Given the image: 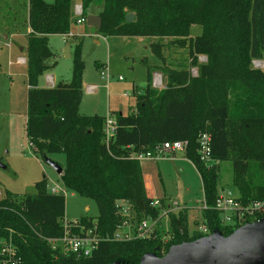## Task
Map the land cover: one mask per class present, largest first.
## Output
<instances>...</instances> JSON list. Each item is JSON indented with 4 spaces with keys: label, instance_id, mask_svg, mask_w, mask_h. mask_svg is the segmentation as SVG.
<instances>
[{
    "label": "trees",
    "instance_id": "16d2710c",
    "mask_svg": "<svg viewBox=\"0 0 264 264\" xmlns=\"http://www.w3.org/2000/svg\"><path fill=\"white\" fill-rule=\"evenodd\" d=\"M72 6V0L52 4L29 0L26 135L37 156L65 154L60 176L65 189L93 200L99 212L96 219L83 218L79 223L95 226L104 239L89 258L64 256L52 249L49 240L65 232L66 200L62 193H49L44 178L36 183L35 194L5 192L0 199V243L13 244L23 264H140L147 255L163 258L173 246L205 236L230 237L241 226L221 225L215 209L219 164H232V185L241 202L264 200V71L253 66L264 59V0H82L85 20L92 7L100 8L99 35L172 39L171 45L186 50L190 67L197 69L196 77L185 68L152 69L153 74L163 71L166 88L155 89L149 72L136 106L127 115L111 114L116 132L114 143L108 145L106 118L79 114L85 69L82 41L74 49L69 82L53 88L37 85L56 64L49 37L70 33ZM128 14L135 18L130 24ZM194 25L202 33L192 38ZM150 49L162 59L160 43H151ZM200 57L206 61L200 63ZM203 133L211 136V166L198 154V137ZM176 141L189 144L184 154L201 180L206 206L202 215L209 234L190 233L188 210L182 209L168 214V239L156 228L149 238L107 240L125 220L122 203L130 207L133 224L161 219L167 205L159 200L160 207L153 206L140 161L131 154L153 152L157 145ZM252 167L257 178L251 177Z\"/></svg>",
    "mask_w": 264,
    "mask_h": 264
},
{
    "label": "rangeland",
    "instance_id": "374dc122",
    "mask_svg": "<svg viewBox=\"0 0 264 264\" xmlns=\"http://www.w3.org/2000/svg\"><path fill=\"white\" fill-rule=\"evenodd\" d=\"M52 4L54 0H44ZM82 0H72L71 30L67 37L53 36L49 39V49L55 55L56 64L38 79V87H50L48 75L58 83L71 80L73 55L76 45L82 41L84 62L83 95L79 107L82 116H101L107 119L111 114L127 115L136 106V96L147 86L148 73L154 68L164 67L190 70L193 77L197 69L190 67L186 50L171 45L172 39H150L139 37L104 38L86 23H78L82 16L76 7ZM28 3L29 0H0V190L24 196L36 193V183L46 179L49 193L59 188L66 200L63 225L83 218L96 219L99 215L96 203L88 198L65 189L60 176L41 156L35 155L26 135L27 92H28ZM100 8L92 7L89 12L97 13ZM200 26L191 27L192 38L200 36ZM160 43L162 59L150 49L151 43ZM66 47L73 49L72 56L66 54ZM24 60V61H23ZM264 60V59H263ZM205 57L199 62L204 63ZM255 65L258 61H254ZM264 62V61H263ZM163 68V69H164ZM104 73L102 76L101 73ZM152 86L161 91L166 88V76L161 70L152 72ZM121 78V80H119ZM156 83V84H155ZM87 87H90L88 91ZM111 115V117H112ZM114 143V138L109 140ZM178 153L169 158L142 160V168L151 177L153 200L166 196L172 202L189 209V232L198 230L204 222L203 190L196 169ZM46 158L61 168L66 167L63 153L50 154ZM232 164H219V186L231 190ZM251 177L257 178L252 167ZM125 207V203L121 204ZM174 213H177L175 211ZM156 228L161 229L164 239H168L169 219L163 216Z\"/></svg>",
    "mask_w": 264,
    "mask_h": 264
},
{
    "label": "built area",
    "instance_id": "2783aa9c",
    "mask_svg": "<svg viewBox=\"0 0 264 264\" xmlns=\"http://www.w3.org/2000/svg\"><path fill=\"white\" fill-rule=\"evenodd\" d=\"M76 10L82 16V6H77ZM78 23H86V20L81 18ZM101 75L103 76L104 73L102 72ZM119 80H121V78H119ZM115 132L116 120L108 116L104 126L105 142L107 145L109 144V140L114 137ZM188 145L187 141L166 142L157 145L153 152H135L131 154V158L138 161L169 158L178 153H185ZM211 151V136L207 133L201 134L198 137V154L201 161L205 162L208 166L214 164L211 159ZM63 192L64 191L59 188L52 189V193L54 194H61ZM2 195L3 193L0 190V199L3 197ZM239 197V194L235 195L229 189L223 187L219 188L215 209L220 214L221 225L228 227L244 226L248 220L264 216V200L251 201L244 204L239 200ZM153 206L160 207L159 200H154ZM175 207L177 208V204L171 206L167 205V208L162 211L161 218L163 216H167L168 218L169 213L175 212L173 210ZM203 209H206L204 203ZM120 213L125 220L112 237L106 238L107 240L110 239L114 242H122L132 239L149 238L152 236L159 223V220L144 219L140 223L133 224L132 219L134 215L128 204H126L125 207H122L120 204ZM64 231V235L61 238L49 240L52 249L64 256L89 258L97 249L100 241L104 239L98 235L95 226L92 229L86 228L84 225L80 224L79 221H74L65 225ZM197 231L205 235L209 234V230L204 222L200 224ZM0 262L1 264H23L22 259L17 253V248L10 242L0 243Z\"/></svg>",
    "mask_w": 264,
    "mask_h": 264
},
{
    "label": "water",
    "instance_id": "95a60500",
    "mask_svg": "<svg viewBox=\"0 0 264 264\" xmlns=\"http://www.w3.org/2000/svg\"><path fill=\"white\" fill-rule=\"evenodd\" d=\"M134 19L133 14L126 16L128 24ZM86 24L100 31L102 19L90 15L86 19ZM66 53L70 57L69 48H66ZM43 159L59 176L63 174V168L46 156ZM140 264H264V217L241 226L230 237L205 236L173 246L163 258L154 254L147 255Z\"/></svg>",
    "mask_w": 264,
    "mask_h": 264
},
{
    "label": "crops",
    "instance_id": "0c3cea01",
    "mask_svg": "<svg viewBox=\"0 0 264 264\" xmlns=\"http://www.w3.org/2000/svg\"><path fill=\"white\" fill-rule=\"evenodd\" d=\"M90 15H92V16H97V14L96 13H92V14H90ZM89 15V16H90ZM28 22V21H27ZM30 32V29H29V26H28V33ZM70 34V33H69ZM69 34L67 35V36H69ZM54 36H57V35H54ZM67 36H63V37H67ZM51 37H53V36H50L49 37V39L51 38ZM66 48H69V55H70V57L72 56V52H73V49L71 48V47H66ZM258 61V64L257 65H255L254 63L255 62H253V66H254V68L255 69H259V70H262V71H264V60L263 59H261V60H257ZM47 78L48 79H50V82H51V85H50V87H46V88H53V87H55L56 85H57V81L55 80V78H54V76H51V75H48L47 76ZM83 88H84V83H83ZM87 89H88V91H90V89H92V88H90V87H87ZM182 157H184L185 158V154L183 153L182 154ZM186 159V158H185ZM187 160V159H186ZM188 161V160H187ZM189 162V161H188ZM190 163V162H189ZM141 164V163H140ZM191 164V163H190ZM148 165H150L151 166V164L150 163H147L146 164V166H145V168H142V165H141V169H142V173H143V176H144V181H145V187H146V192H147V195H148V197L149 198H151L152 200H153V198L151 197V195H150V190L152 189V180H151V177L149 176V175H147L146 174V167L148 166ZM192 165V164H191ZM193 166V165H192ZM194 167V166H193ZM203 198H204V196H203ZM156 200H164L165 201V203H166V205H168V206H171V205H173V204H177V208L175 207L173 210L174 211H179V210H182V209H187L188 210V213H189V209L188 208H185V207H181L180 206V204L178 203V202H172L171 200H168V199H166V196H164V197H159L158 199H156ZM203 203H204V201H203Z\"/></svg>",
    "mask_w": 264,
    "mask_h": 264
}]
</instances>
